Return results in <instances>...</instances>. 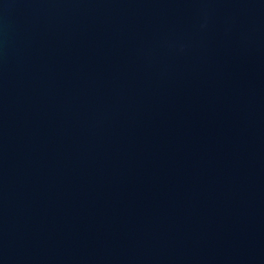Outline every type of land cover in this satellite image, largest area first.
<instances>
[{
	"label": "water",
	"instance_id": "1",
	"mask_svg": "<svg viewBox=\"0 0 264 264\" xmlns=\"http://www.w3.org/2000/svg\"><path fill=\"white\" fill-rule=\"evenodd\" d=\"M0 264H264V0H0Z\"/></svg>",
	"mask_w": 264,
	"mask_h": 264
}]
</instances>
